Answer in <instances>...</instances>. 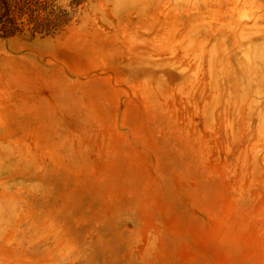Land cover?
<instances>
[{"label": "rangeland", "instance_id": "374dc122", "mask_svg": "<svg viewBox=\"0 0 264 264\" xmlns=\"http://www.w3.org/2000/svg\"><path fill=\"white\" fill-rule=\"evenodd\" d=\"M0 39V264H264V0H55Z\"/></svg>", "mask_w": 264, "mask_h": 264}, {"label": "trees", "instance_id": "16d2710c", "mask_svg": "<svg viewBox=\"0 0 264 264\" xmlns=\"http://www.w3.org/2000/svg\"><path fill=\"white\" fill-rule=\"evenodd\" d=\"M55 0H0V39L21 34L49 36L69 22Z\"/></svg>", "mask_w": 264, "mask_h": 264}]
</instances>
